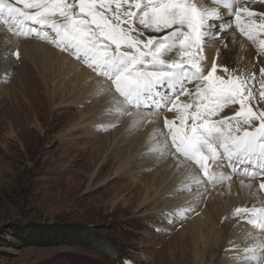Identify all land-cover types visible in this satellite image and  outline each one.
Returning <instances> with one entry per match:
<instances>
[{
	"label": "rangeland",
	"instance_id": "obj_1",
	"mask_svg": "<svg viewBox=\"0 0 264 264\" xmlns=\"http://www.w3.org/2000/svg\"><path fill=\"white\" fill-rule=\"evenodd\" d=\"M203 1L205 8L216 7L213 0ZM251 4L264 5V0H251L248 6L251 7ZM220 11L225 17L222 15L217 19L220 20L217 24L228 19L233 21L236 37L241 38L256 52L247 65L235 57V70L241 75L255 70L259 80V69L264 68L261 65L264 63V52L259 51L255 43L239 32L235 27L234 16L226 13L223 8H220ZM0 24L7 29L6 25ZM149 36L159 37L160 33L144 32L141 38L146 39ZM31 37L14 35L17 40H28ZM37 41L47 43L41 39ZM205 41L206 37L204 44ZM222 45V42H217L215 51L218 52ZM15 52L22 55L19 49L13 48L12 57L8 58L0 49V68L13 67L14 58L17 57ZM20 64L15 68L14 76L9 81L4 83L0 78V264H195L194 259L187 253L186 246L181 247V240L184 241L189 233L185 232L182 235L181 232L182 227L192 222L196 215L199 218L203 217L201 212L204 207L193 210L196 207L194 202L189 209L188 207L176 211L168 209L167 207L174 202V196L156 195L157 184L163 178V167L153 166L142 171L143 165L149 162V157L139 155L140 160H133L121 177L113 178L117 169H120L119 157H122L120 155L131 153L132 133H127V139L124 136V144L121 137L118 139L117 143L121 144L117 151L109 155V163L105 165L96 181L90 183L86 173L93 170L91 174H96L99 166L97 165L94 170L93 150L104 144L109 148V143L115 140L122 125L97 127L96 124H92L93 126L89 127L82 124L83 126L76 128L74 133L69 135L68 131L83 118H93L96 112L94 107L102 103L103 98L91 92L85 94L83 88L71 85L63 74L59 78L53 74L56 77L53 79L49 73L51 71L49 66L42 67L44 65L42 59L37 64L38 69L34 67L38 74L32 69L34 64L29 62ZM81 64L84 65L82 61ZM223 68L224 66L219 67L222 72L220 74L225 76ZM52 71H55V68ZM18 75L22 78H18ZM36 75H43L42 77L49 82V86L47 85L49 89L54 88L53 84H56L59 95H63L66 88H71L72 92L57 101L54 108L52 106L50 108L44 94L40 97L30 92L35 88L33 76ZM193 87L194 84L189 85V91ZM22 88H27L30 94L25 91L21 94ZM48 88L45 91H48ZM161 91L171 94L166 87L161 88ZM85 95L90 98L84 104L74 102ZM254 96V100L250 101L254 110L257 107L264 109L258 83L254 88ZM183 97L186 96H181L180 99ZM232 106H235L236 110L239 109V105ZM229 108H225L213 119L224 118L229 113L227 111ZM147 110L155 114V109ZM170 112L162 110L157 116H165ZM37 122L41 123L42 131L35 126ZM163 127L167 129L165 123ZM102 139H105L106 143L102 142ZM142 148L143 146L138 147L137 151ZM133 149L135 152V148ZM80 153L84 154L80 156ZM125 162L126 160L122 164L126 165ZM207 187L210 193L209 185ZM149 188L150 196L147 200L144 198ZM185 194L186 192L180 193L178 198L181 199ZM232 210L227 211L229 224L237 219ZM237 223L226 229L227 223L221 221L218 231L224 232L221 229L225 228L228 232H225L224 237H220L221 241L219 240L215 247L201 245L202 252L210 259H205L204 263L199 264L222 262L244 264L246 255L244 253L233 257L225 256L227 254L225 248L231 244L242 249L245 247L243 241L236 242L235 231H249L248 226L245 221ZM260 235L262 233L256 234Z\"/></svg>",
	"mask_w": 264,
	"mask_h": 264
},
{
	"label": "snow or ice",
	"instance_id": "obj_2",
	"mask_svg": "<svg viewBox=\"0 0 264 264\" xmlns=\"http://www.w3.org/2000/svg\"><path fill=\"white\" fill-rule=\"evenodd\" d=\"M213 2L216 7L209 9L194 0H0V23L17 37L52 43L110 81L98 92L118 94L107 115L119 119L143 107L155 109L156 115L162 110L177 112L178 126L166 119L167 132L153 129L150 139L155 143L149 151L179 154L197 166L188 169L190 184L182 191L226 182L230 189L237 173L249 180L245 184L241 179V187L252 189V181H259L258 188L264 190V109L254 110L250 104L257 83L264 101V68L257 80L255 70L241 75L224 67L225 78L217 74L215 63L205 72L201 55L210 35L209 20L224 14L220 8L234 16L239 32L264 52V12L252 10L250 0ZM144 31L166 34L142 39ZM188 83L194 84L195 92L189 91ZM181 96L193 99L181 102ZM232 105H239L232 116L213 119ZM143 121L153 122L140 116ZM225 161L231 174L221 170ZM237 164L246 166L238 169ZM233 215L247 217V223L262 233L244 249V264H264V256L257 255L264 253V204L236 207Z\"/></svg>",
	"mask_w": 264,
	"mask_h": 264
},
{
	"label": "bare ground",
	"instance_id": "obj_3",
	"mask_svg": "<svg viewBox=\"0 0 264 264\" xmlns=\"http://www.w3.org/2000/svg\"><path fill=\"white\" fill-rule=\"evenodd\" d=\"M10 2L15 3V0H10ZM194 2L199 7L205 8V2L203 0H194ZM251 9L256 10L257 12H264V5L255 6L251 4ZM223 17H225V15H223ZM217 21H220V20L212 19V20H209L208 22L210 25V28H209L210 35L206 36V41L203 47V53H201V55L205 57V60L203 61L204 70L206 72L209 71L211 69L212 64L215 63L218 67L217 74L222 76V74H220L222 72H220L219 67L221 68V66H224V67H228L229 69H235L234 67L235 57H237L238 61H241L242 64L247 65L249 61H251L252 58L255 56L256 52L253 51L251 46L247 44L245 41H243L241 38L236 37L233 31V26L231 28L227 27L229 24L232 25L233 21L228 19L224 22L221 21L220 24H217ZM144 32L148 33V31H144ZM161 35H163V33H160V36ZM37 39L39 38L34 36V38L31 37L28 40H17L16 38H14V35L6 29V27L1 26L0 24V49L2 53L5 54V56L9 58V57H12L11 53H12L13 48H17L19 49L20 52H22V55H23L22 56L21 54H19L18 57L14 58L13 67L5 66V67L0 68V78L3 79V81L1 80L0 81L4 83L9 81L14 76L13 74L14 70L20 64V62L23 64L25 62L27 63L29 62V64H34L32 69H34V67L38 69L37 64L42 59L44 62V65L42 67L49 66V70L51 71L50 72L48 71V72L51 74L53 79L56 77L59 78V76L63 74L66 76L67 79H69L68 82H70L71 85L77 88H83L85 94L91 92L94 95H98L101 98H103V102L94 107V110L96 109V112H94L95 114L93 115V118L91 119L83 118L84 120L82 119V121L77 123L75 127L74 126L72 127L73 129H71V131H68L69 135L74 133L73 131L76 130V128L83 126L84 124H86L89 127L93 126L92 124H96L97 127H100V125L112 126L113 123L122 125L120 129L121 131L118 133V135H116L115 140L109 143L110 144L109 148H107L106 146L107 144H104L102 146L100 145V147L95 148L93 150V153H92L93 154L92 155L93 164L92 165L95 166L94 170L97 167V165L99 166H98L96 174H93V173L91 174L93 170L90 173L88 172L86 173V175H88V179H90V183H94V181H96L97 177L104 170L105 165L109 163V160H108L109 155L117 151L118 146H120L121 144V142L117 143L118 139L121 137V140L123 141V144H124L125 143L124 136L127 139V133L129 134L132 133L133 139H131V141L129 140L131 143L130 147H132L131 153L129 155L127 154V152L125 154L118 153V154H121L120 156H122V157H119V161H121L120 162L121 164L115 161L116 163L120 165L119 166L120 169L119 170L117 169V171L115 172V176L113 178L121 177L123 172H125V170L131 166L133 160H140L139 155L140 156L142 155L144 157H149V162L145 166L143 165L142 171L149 170L153 166L163 167L164 174H163V178L161 179V181L157 184L156 195L157 196H161V195H170V196L173 195L174 196L173 197L174 202L170 206L167 207L168 209L172 208L171 210L173 211H176L179 208H185V207H188L189 209V207L193 205L194 202H195L196 207L192 206L193 208L195 207L193 210H197L198 207H204V210L201 212L203 217L199 218L196 215V217L193 219L192 222H189L187 225L182 227L183 231L181 232L182 235L185 232L189 233L188 237L184 239V241L181 240L182 242L181 247L184 245L186 246L187 248L186 251H188L187 253L194 259L195 264H199V262L204 263L205 259L207 260L210 259V258L208 259V256L206 257V253L202 252L201 245L203 246L208 245L212 247L217 246L219 244L220 237L221 236L224 237L226 235L225 232H228L226 229H228L230 226H235L236 224H238L237 222L245 221L248 226L249 231H243V230L235 231L236 242L238 243V242L243 241V243H245V247H249L251 246V244L255 243V241L253 240V237H257L256 234L261 233V232L258 229L253 228L249 223H247V217L235 216L237 217V219L236 220L234 219V222L232 224H229L230 218L228 217L229 219H227V214H228L227 211L231 209L234 210L236 207H241V206L259 207L261 206V204H264V190H260L258 188L259 181H252V184H253L252 189L241 187L240 185L241 179L245 180V184L249 183V180L245 177H241L237 173L232 176V180L230 182L231 183L230 189H229L228 182H226L224 184H218L215 187H212L211 185H209L210 193H208V191L205 190V188L198 187L195 185L192 186L191 191H187V190L182 191L181 189H183L186 185L190 184V181L187 178L188 169L197 167V166H195L194 164H190L187 160H183V158L180 157L179 154L172 155L169 153H165L164 155H160L158 153L149 151V148L155 143V141L150 139V134L153 132V129L160 128L163 131L167 132V129L165 130L163 127V123H165L166 119L175 120V123L178 126L179 120L176 119L177 112L171 111L168 115L159 117L155 115L153 111L149 112L147 110L151 107H143L140 109L139 113H137L136 110H132V115H125L119 119H117L116 117L107 115L106 110L114 107L113 96L118 95V94L114 92L108 93L106 91L103 94H98V92L101 87L107 89V87L110 86V81H107L102 76H98L96 72L90 70L89 67H87L85 64L84 65L81 64V61H78L74 56L70 55L69 53L65 51L63 52L60 48L54 46L53 44H50L49 42L47 43L41 42V41H37ZM217 42L223 43V45L219 48L220 50L218 52L215 51V45ZM10 47L12 48L10 49ZM23 57L26 59V61H23L24 60ZM261 65H263L264 67V63H262ZM54 68H55V71H52V69ZM35 73L38 74L37 70H35ZM53 74L56 77H54ZM223 74L227 76L226 73H223ZM37 76L38 75L33 76L35 78L33 87L35 88L32 89V91L30 92L34 93L32 95H35L36 93L37 96L39 95L40 97H43V94H44L49 107L52 106L54 108L57 104V101L62 100L64 97H66L72 92L70 91L71 88L69 87L70 89L68 88L64 89L63 95H59L56 84H53L54 86V88H52L53 90L49 89L50 88V87L48 88L49 82H47V80L44 77H42L43 75L38 76V77ZM48 77L46 76V78ZM18 78L21 79L22 76L18 75ZM66 78L64 77V79ZM189 85H192V83H188L187 87ZM46 88H48V91H45ZM24 91L29 92L27 88H22L20 91L21 94ZM30 92L28 94H30ZM190 92H195V86ZM89 98L90 96L85 95L81 99L77 98L76 101H74V98H73V101L75 103L84 104ZM192 99L193 97L186 96L185 98L183 97L180 100L181 102H191ZM235 110H236L235 106H230V108L227 110L229 113L225 115V117L232 116ZM140 116L148 117L153 122L152 123H149L147 121L139 122ZM188 123L191 124V120H189ZM159 125L161 126L159 127ZM35 126L37 127L38 130L42 131L43 127L40 122H37V124L35 123ZM132 136L130 138H132ZM102 140H103L102 142L106 143L105 139H102ZM141 146H143V148L137 151V148ZM130 147L128 148L129 150H130ZM133 148H135V152H133L134 150ZM132 152L134 153V155H132ZM83 154L84 153H80V156ZM115 159H117V157H115ZM124 160H126L125 162L126 165L122 164ZM237 166L245 167L246 165L237 164ZM221 170L227 174H231L232 172V169L227 164V161L224 162L223 168ZM109 181L111 180H108V182ZM151 190H152V187H151ZM184 192H186V194L182 196L181 199H179L178 195ZM149 196H150V188H149L148 193L145 196L146 198L144 199L148 200ZM215 212L217 213L215 214ZM221 221H225L227 223L225 225L226 229L223 227H222L223 229H221L224 232L218 231V226L221 223ZM237 226L239 227V225ZM178 246H179V243H178ZM225 249H226L225 253H227L225 256L227 257H233V256H237L243 253L245 254L242 248L234 247V244H231L230 247H227ZM257 255L261 256V255H264V253L258 252ZM221 264H226V263L222 262Z\"/></svg>",
	"mask_w": 264,
	"mask_h": 264
}]
</instances>
